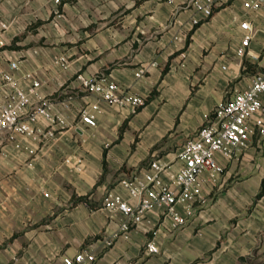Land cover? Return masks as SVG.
Masks as SVG:
<instances>
[{
    "label": "crops",
    "instance_id": "0c3cea01",
    "mask_svg": "<svg viewBox=\"0 0 264 264\" xmlns=\"http://www.w3.org/2000/svg\"><path fill=\"white\" fill-rule=\"evenodd\" d=\"M191 1L0 0L7 55L36 72L40 95L59 98L66 86L77 95L70 126L49 146L16 136L0 152V264H65L84 249L98 255L94 264H264V109L251 120V145L219 158L224 172L186 226L170 231L156 210L128 239L102 243L118 229L102 208L106 192L154 160L176 169L185 142L264 68V11L214 0L205 19ZM246 20L256 35L240 57ZM78 74L106 77L145 104L132 114L101 103L97 126L88 127L79 114L97 96L78 91Z\"/></svg>",
    "mask_w": 264,
    "mask_h": 264
},
{
    "label": "built area",
    "instance_id": "2783aa9c",
    "mask_svg": "<svg viewBox=\"0 0 264 264\" xmlns=\"http://www.w3.org/2000/svg\"><path fill=\"white\" fill-rule=\"evenodd\" d=\"M191 5L205 19L211 18L216 10L214 0H192ZM244 8L250 13L262 12L264 0H246ZM57 17L61 18L62 14L57 12ZM201 22L199 18L192 20L194 26ZM240 29L245 34L237 55L247 57L256 30L249 20L242 22ZM8 52L6 42L0 37V152L15 142L16 136L49 146L60 132L70 126L67 113L71 111L77 95L68 92L67 86L59 98L40 95L44 85L42 80L34 71H22L21 61L8 56ZM59 64L64 67L66 58L62 57ZM143 74L144 70H139L136 76ZM75 80L79 83V92L97 96V100L79 114L80 121L88 127L97 126V113L104 111L101 103L127 109L132 114L145 104L141 96L121 91L117 83L106 77L87 79L78 74ZM263 95L264 68L253 76L245 90L221 103L197 134L185 142L176 169L154 160L141 173L122 179L119 190L107 191L102 208L111 220L118 222V229L102 239L104 248L113 247L120 237L128 239L132 230L143 225L147 215L156 210L160 211L162 224L168 222L170 231L186 226L197 207L205 201L204 188L224 172L219 158H236L251 145V120L264 109ZM259 126L264 134L262 123ZM146 246L150 253L159 252L153 240ZM97 259L96 253L84 249L72 258H65V264H94Z\"/></svg>",
    "mask_w": 264,
    "mask_h": 264
},
{
    "label": "trees",
    "instance_id": "16d2710c",
    "mask_svg": "<svg viewBox=\"0 0 264 264\" xmlns=\"http://www.w3.org/2000/svg\"><path fill=\"white\" fill-rule=\"evenodd\" d=\"M215 12H216V10H215ZM214 12V13H215ZM214 15V14H213ZM156 94V92L154 91L153 93H152V96L153 95H155ZM264 195V185L262 186V189L260 190V192H259V194L257 195V197L258 198H260V197H262Z\"/></svg>",
    "mask_w": 264,
    "mask_h": 264
}]
</instances>
